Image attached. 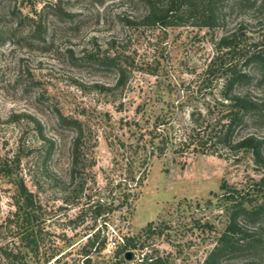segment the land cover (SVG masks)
I'll list each match as a JSON object with an SVG mask.
<instances>
[{
	"label": "rangeland",
	"instance_id": "rangeland-1",
	"mask_svg": "<svg viewBox=\"0 0 264 264\" xmlns=\"http://www.w3.org/2000/svg\"><path fill=\"white\" fill-rule=\"evenodd\" d=\"M53 4L75 17L60 20L51 16L49 7ZM138 7V0H0V25L8 27L11 13L14 18L34 21L40 14L47 24L45 35L50 43L29 45L18 41L21 36H12L0 46V239L13 253L20 248L18 228L4 222L13 218V203L18 195L15 183L22 180L39 207L43 235L40 253L27 258L25 264H62V256L68 251L71 255L64 261L78 264L75 249L90 224L74 228L69 220L89 198L109 197L105 187L118 176L117 157L109 143L116 138L126 141L135 132V127L124 123L135 121L143 125L146 119L165 112L166 105L177 101L186 92L184 89H202L207 66L220 57L214 43L222 35L239 24L250 42L264 32V0L257 2L255 11L228 12L224 25L213 31L191 26L166 30L128 28L125 20L136 17ZM112 51L123 57L129 71L126 88L116 101L95 87L113 85L115 74L82 61L85 55ZM226 59L220 58L225 62ZM219 83L214 80L211 87ZM252 94L264 96V84L253 86ZM56 110L86 121L92 139L98 141L97 146H90L88 155L94 166L76 205L64 204L65 198L71 199L62 192L71 134L57 126ZM32 118L40 122V131L35 129ZM247 131L256 133L255 128ZM261 131L259 135L264 133ZM41 135L56 141L52 161H44L47 142L42 141ZM227 154L187 156L184 168L170 155L154 160L131 214L114 216L119 218L122 232L137 234L149 222L165 227L161 235L147 240L148 246L166 258L168 264H202L226 221L221 184L251 193L254 184L264 178V170L255 166L249 155ZM263 197L264 190L258 199ZM261 230L264 234V227ZM68 239L71 247L65 245ZM111 251L106 250L96 264L106 261ZM53 254L58 256L47 262ZM142 255L136 253L135 261ZM58 258L60 262H54ZM220 261L245 263L235 255ZM12 263V259L0 260V264ZM252 264H264V257Z\"/></svg>",
	"mask_w": 264,
	"mask_h": 264
},
{
	"label": "trees",
	"instance_id": "trees-1",
	"mask_svg": "<svg viewBox=\"0 0 264 264\" xmlns=\"http://www.w3.org/2000/svg\"><path fill=\"white\" fill-rule=\"evenodd\" d=\"M258 1L138 0L137 16L126 18L125 25L134 29L161 30L191 26L213 31L224 25L228 12L243 9L255 11ZM49 8L52 9L51 16L57 19L71 20L75 17L58 4L50 5ZM40 17L39 14L38 20L34 21L28 17L14 18V13H11L8 27L0 25V46L12 36H21L18 41L29 45H50L45 35L47 24ZM242 27L239 24L215 41V51L220 57L212 59L207 66L203 80L206 84L202 89H184L186 92L179 95L177 101L166 105L165 112L146 119L143 125L126 121L124 125L135 127V132L126 141L119 138L110 141L109 146L117 157L115 170L118 176L109 180L105 187L109 197L96 200L89 198V202L69 220L74 228L90 224L85 227L86 231L75 249L78 264H96V259L101 258L109 248L112 249L111 256L101 264H168V260L147 243L150 237L161 235L165 227H156L149 222L137 234L130 235L122 232L119 218L114 219L116 214L123 217L124 214H131L133 203L140 195L154 160L170 155L184 168L187 156L225 152L232 157L249 155L253 164L264 170V133L258 134L264 130V96L255 97L252 94L253 86L264 84V32L250 42L244 37ZM221 57L227 58L226 62L221 61ZM216 60L221 62L217 63ZM82 61L115 74L113 85L96 84L95 87L105 96L118 100V94L126 88L129 75L123 57L113 52L85 55ZM214 80L220 83L211 87ZM214 88H217L215 92ZM118 108L122 109V103L118 104ZM55 117L57 126L71 134L67 149V175L62 182V192L71 197L65 198L64 204L76 205L83 195L86 176L94 166V161L88 155L90 146H97L98 141L92 139L86 121L63 115L59 110H56ZM31 120L35 129L40 131V122L33 118ZM250 128H255L256 133H248ZM41 139L47 142L44 161H52L56 156V141L47 140L42 135ZM15 184L18 195L13 203V218H7L4 223L18 228L20 248L13 253L0 239V260L12 259V264H25L27 258L40 253L43 235L39 207L33 195L22 180ZM220 188L224 190L222 213L226 221L216 244L202 264H221L220 260L227 255L237 256L245 262L243 264H252L254 260L264 257V234L261 230L264 227V197L258 199L264 190V178L254 184L251 193L237 191L226 183L221 184ZM70 240L65 244L67 247L72 246ZM127 252L133 253V259L129 262L124 259ZM136 253L143 255L135 261ZM67 255H71V252L62 256V264H68L64 261ZM56 256L51 255L47 262Z\"/></svg>",
	"mask_w": 264,
	"mask_h": 264
},
{
	"label": "water",
	"instance_id": "water-1",
	"mask_svg": "<svg viewBox=\"0 0 264 264\" xmlns=\"http://www.w3.org/2000/svg\"><path fill=\"white\" fill-rule=\"evenodd\" d=\"M124 259L126 260V261H131L132 259H133V253L132 252H127V253H125V255H124Z\"/></svg>",
	"mask_w": 264,
	"mask_h": 264
}]
</instances>
